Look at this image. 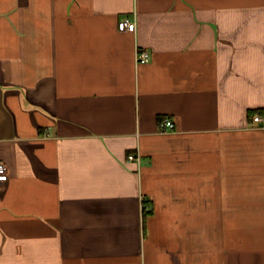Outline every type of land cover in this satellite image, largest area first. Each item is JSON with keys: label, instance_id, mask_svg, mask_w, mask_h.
<instances>
[{"label": "crops", "instance_id": "1", "mask_svg": "<svg viewBox=\"0 0 264 264\" xmlns=\"http://www.w3.org/2000/svg\"><path fill=\"white\" fill-rule=\"evenodd\" d=\"M255 114L264 0H0V264H264Z\"/></svg>", "mask_w": 264, "mask_h": 264}, {"label": "built area", "instance_id": "2", "mask_svg": "<svg viewBox=\"0 0 264 264\" xmlns=\"http://www.w3.org/2000/svg\"><path fill=\"white\" fill-rule=\"evenodd\" d=\"M122 23L127 30L130 31L134 30L135 27L134 21H131L128 18H124ZM135 60L138 64L145 63L149 60V53L144 49H139L136 53ZM252 121L255 123H262V125L264 126V116L255 114V116L254 115L252 116ZM160 128L162 131L171 130L173 128L172 120L168 118H163L160 122ZM127 158L128 160H132L134 158H137V156H135L134 154H129ZM6 172H7V166L5 165L4 162L0 161V177L4 176Z\"/></svg>", "mask_w": 264, "mask_h": 264}]
</instances>
